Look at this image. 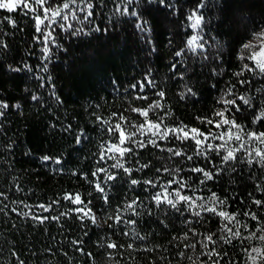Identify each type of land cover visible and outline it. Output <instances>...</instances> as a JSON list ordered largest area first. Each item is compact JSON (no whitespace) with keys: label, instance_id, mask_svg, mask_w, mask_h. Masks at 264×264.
Segmentation results:
<instances>
[{"label":"trees","instance_id":"trees-1","mask_svg":"<svg viewBox=\"0 0 264 264\" xmlns=\"http://www.w3.org/2000/svg\"><path fill=\"white\" fill-rule=\"evenodd\" d=\"M203 2L205 7L198 14L204 18L205 49L185 48L181 57H175V53L185 47L188 38L200 33V29L190 27L188 16L201 0H76L71 11L63 12L67 20H59L47 29L41 25L45 33L52 32L55 43L36 39L40 36L35 32L36 13L25 15L20 9L11 13L0 9V41L7 45L0 47V101L9 105L0 117V264H212L215 260L219 264H254L251 257L257 254L251 250L264 252V241L257 238L264 235L260 231L264 228V208L252 204L253 199L264 201V166L259 158L249 165L246 152H237L235 172L228 169L195 193L207 197L211 189L219 197H227L229 206L224 210L235 213L240 221L239 225L229 223V227L234 231L239 228L244 237L231 244L218 240L207 249L200 242L208 234L216 233L217 238L221 235L222 218L205 213L198 221L190 213H178L166 204L157 207L151 197L163 189L130 183L131 179L157 178L166 182L176 175V168L182 169L179 175L185 180L191 176L189 182H194L198 174L186 170L204 166V161L194 158L190 162L173 157L166 150L181 148L191 154L190 139L181 143L169 134L168 140L157 138L160 147L148 145L141 149L126 144L136 153L125 158V166L134 169L131 177L111 168L115 161L107 156L100 161L101 145L116 142L107 129L117 123L125 135L135 131L133 125L159 122L160 116H164L161 130L164 125L172 128L183 122L189 129L195 127L205 134L209 128L215 131L196 117L213 118L214 110H222L224 106L218 101L229 85H236L234 94L245 95L254 105L246 108L237 100L242 105L241 112L235 113L237 124L245 132L264 131V120L252 123L255 112L264 107V75L258 70L255 74L246 72L240 79L247 78L251 83L243 86L233 75L241 68L237 57L242 44L251 42L254 33L264 30V0ZM88 12L92 16L85 19ZM5 17L16 21V27L7 23ZM141 22L143 29L137 27ZM45 47L49 49L47 53ZM217 56L219 59H214ZM17 68L21 70L16 71ZM148 79L155 82V87L148 85ZM186 88L195 95L181 98ZM159 91L165 93L163 99L156 95ZM32 95L38 96L39 102L33 101ZM138 96L148 99H137ZM155 100L164 107L149 111L147 118L132 111L146 110ZM17 104L19 109L13 107ZM169 110L172 115L165 116ZM68 125L71 128L65 131ZM81 130L87 139L77 143L76 134ZM135 138L147 142L152 137L138 133ZM231 146L238 147V142L233 141ZM257 146L247 145L249 150ZM44 156L53 159L44 161ZM56 159L61 163L56 164ZM212 159L220 163L215 154ZM137 161L149 167L135 171ZM101 167L117 174V179L105 187L108 204L103 203L94 188L97 180H104L103 172L92 176ZM164 167L172 169V174L165 173ZM156 169L161 171L157 173ZM77 193L85 202L91 199L89 207L96 213L97 224L79 220L72 211L78 205L63 198ZM184 194L193 195L187 189ZM134 197L143 201V207H137L141 214L123 213L125 220L136 221L134 225H116L107 220L108 215L115 214ZM50 203L48 212L38 207ZM245 205L257 213V220L242 215ZM25 212L29 214L25 216ZM61 213L67 215L59 221L39 223L32 218L33 214L50 217ZM245 224L247 227H243ZM253 232L256 237L249 238ZM110 242L118 247H106ZM213 248L221 252L220 257L209 258L206 253ZM224 252L227 256H223ZM255 264L261 262L257 260Z\"/></svg>","mask_w":264,"mask_h":264},{"label":"snow or ice","instance_id":"snow-or-ice-1","mask_svg":"<svg viewBox=\"0 0 264 264\" xmlns=\"http://www.w3.org/2000/svg\"><path fill=\"white\" fill-rule=\"evenodd\" d=\"M76 3V0H61V3H56V0H0V9H6L9 13L20 9L22 12L27 15L28 13H36L34 16V25H35V32L39 33L40 36L36 37V39L42 38L45 42H48L52 38V32L48 31L45 33L44 29L52 27L53 24H58L59 20H67L68 16L63 14L64 10H72V5ZM163 3V0H161ZM33 5L37 7L33 8ZM89 7H92L90 4ZM205 7L203 0L199 3L196 8L189 14L188 19L192 21L190 27L193 29H200V33L188 38L186 45L184 48H181L179 51L175 53V57H181L184 54L185 48L195 51L198 47L200 49H205V44L207 41L203 40V29H202V22L203 16L199 15V10ZM83 11V9H81ZM124 11L127 12V7L124 8ZM73 15L75 13L73 12ZM136 15V13H133ZM92 16V12H88L85 19ZM10 25L16 27V21L11 20L7 17L4 18ZM45 21H49V23H45ZM44 25V29L41 28V25ZM60 27H63L60 24ZM137 27L143 29L144 23H138ZM54 31V29H53ZM254 40L255 43L246 42L243 43L238 55V59L241 61V68L240 71L233 73V75L237 78V82L243 86L250 84L251 81L246 79H240L241 76L244 74L252 73L255 74L258 70L259 74L264 75V31L254 33ZM52 43H55V40H51ZM0 47H7V45L3 44V41H0ZM49 49L47 47L44 48V52L47 53ZM201 55L204 58H207L206 52H202ZM48 59V57H45ZM214 59H219V57H214ZM248 61L249 63H245ZM180 63V61H177ZM25 67H28L25 65ZM173 69L176 68V64L172 65ZM16 71H20L21 69L17 68ZM45 72L48 71L47 67L44 69ZM215 73V69H213ZM149 86L155 87V82L151 79L147 80ZM54 87V85H53ZM135 87V85H133ZM144 84L141 83V90H143ZM236 85H229L226 87L223 95L220 97L218 103L222 104L224 107L222 110L217 109L213 112V118L208 117H196V119L203 125L213 126L215 131L212 128H209L207 134L204 132H200L199 129L193 127L190 128L188 125L183 124L180 122L175 127L169 128L167 125H164V130H161V124L164 123V116L158 117L159 122L148 121L147 124L141 123L139 125H133L135 131L128 132L125 135V132L122 130V126L120 123H117L115 126H109L107 131L116 138V142L112 143L111 141L107 142L106 144L101 145V152L99 154L100 161H104L106 156L109 159L115 161L114 164L111 165V168L122 170L126 175L131 177L132 172L134 169L132 167H126L127 160L126 157H130L132 155H136L133 147H126V144L134 145L136 148H146L148 145H152L153 147H160L158 144V140H168L171 137H174L176 140L181 141V143H185L189 139L193 142L191 154H189L188 150L181 149V148H167V152L171 154L173 157H183L184 160L193 161L194 158H199L200 160L204 161V166H194L188 168L186 171L196 175V180L192 181V177L189 176L188 180H185L179 173L182 171L181 168H176L175 176L173 178L168 179L166 182L161 181L160 179H151V180H138V179H131L130 183L133 186L144 184L147 187L152 189H156L159 186L163 189L162 192H155L152 195L151 199L155 203L157 207L161 205H168L171 209H174L176 212H188L197 220L202 216V214H211L217 215L222 218L223 227L221 228V235L217 238L216 233H211L206 235L205 241H201V245L203 248L207 249L209 244L216 245L218 240L226 243L231 244L233 240L239 238L244 239L241 231L237 228L235 231L232 227H229V223H235L237 225L240 224V221L236 219L235 213H230L224 209L228 208V198H221L217 195L216 192H212L211 189H208L210 195L207 197L205 196H196L195 193L200 188V186H204L206 188L207 183L209 181L215 182L216 176L220 175L221 173L231 169L232 172L236 171L235 163L237 162L238 158L236 156L237 152L244 150L247 154V163L251 165L254 161L258 159V162L264 166V131H257V130H249L247 132L244 131V127L240 124H237L235 113L241 112L242 105L246 106V108H253L254 105L252 100L245 95L236 96L234 94V89ZM259 90V89H258ZM55 95V93H53ZM158 97L161 99L164 98L165 93L163 91H159L156 93ZM185 95L194 96L195 93L192 92L191 88H186L184 93H181V98ZM31 99L33 101L39 102V97L36 95H32ZM137 99H144L147 100L146 96H138ZM237 100L242 102L241 104L237 103ZM16 109L20 108V105H14ZM164 105L160 103V100L153 101L152 104L148 105V109L141 110V109H132V111L139 112L145 118L148 117L149 111L155 112L158 109L163 108ZM9 105L0 101V117L4 116V110L8 109ZM235 110V111H233ZM165 116H171V111H167ZM100 120L99 117H97ZM124 120V117H121ZM264 120V107L259 108L252 118V123L256 124L260 121ZM103 124H107L108 121H102ZM71 128V125L65 127V131H68ZM187 129V131H186ZM235 129V130H233ZM189 132L193 135L189 136ZM140 135H148L152 138L148 139L147 142L143 140H137L135 137L137 134ZM182 133V135H181ZM202 137V139H201ZM247 137V139H244ZM82 139H87L86 133L81 130L76 134V142L81 143ZM219 141V143H217ZM235 141L238 142V147H232L231 143ZM250 144H257V147L248 149L247 145ZM219 157L220 163L217 164L213 161L212 155ZM44 161H48L53 159V157L44 156L42 158ZM56 164H60L61 161L59 159L55 160ZM138 167L135 171H141L142 169L148 168L149 164L140 165L139 161H137ZM161 169H156V172L159 173ZM163 171L165 173L172 174L173 170L164 167ZM105 173L104 180L101 182L97 180L94 184L95 191L100 194V199L103 201L104 204L109 203V198L106 193L105 187L107 186L109 181H115L117 179V174L111 172L108 168H97L96 171L92 173L93 177H97L98 173ZM85 179H87V175H85ZM91 183V182H90ZM193 183L196 186H193ZM172 185H176L175 188H172ZM185 189L191 191L193 195H186L184 194ZM173 192L175 195L173 196ZM251 198V194H249ZM65 200L70 201L72 204L78 205L72 211L78 214V219L81 221L90 220L93 224H97V217L96 213L92 211V208L89 207L92 201L88 199L85 202V199H82L81 194L77 193L75 195L67 194L63 197ZM236 199L235 196L232 197ZM197 201H200L197 203ZM243 203V201H241ZM52 203H58V201H53ZM252 204L255 205L257 208H264V201L259 199H253ZM183 205V208L181 207ZM211 205V206H209ZM39 208L43 209L44 212H48L49 209L52 207V204L44 205L41 204L38 206ZM137 207H143V201H141L140 197H134L130 200V202L126 203L122 209H119L113 215H108L107 220L112 221L114 224H128L134 225L136 223L135 220L128 219L125 220L123 213L131 212L136 216H139L141 213L137 211ZM245 211L242 213L243 216L248 217L251 220H257L258 216L257 213L248 209V206L245 205ZM15 211V209H13ZM150 213V209H148ZM29 213L25 212L24 215L27 216ZM67 215L66 213H61L59 216H38L33 214V219H35L39 223H44L45 221L51 219L53 221H59L61 216ZM187 222V221H186ZM109 227H112V224H109ZM243 227H247V225H243ZM134 231V230H133ZM264 232V228L260 230ZM125 235L129 233L125 232ZM256 237V233L253 232L249 238ZM143 239L142 237H139ZM187 237L185 236V239ZM260 241H264V235H259L257 237ZM74 243H81L80 241H74ZM108 248H117V244L115 242H110L106 245ZM129 247L131 248L132 245L130 244ZM186 247L195 248V245H186ZM247 251V250H246ZM255 252L257 255L252 256L251 259L253 260L254 264L257 260L264 264V252H261L258 248H253L251 250ZM209 258L213 255L220 257L221 252L215 250V248L211 249L206 253ZM183 255V253H181ZM223 256H227V253L224 252ZM23 264V262H21ZM212 264H219V260L212 261Z\"/></svg>","mask_w":264,"mask_h":264},{"label":"rangeland","instance_id":"rangeland-1","mask_svg":"<svg viewBox=\"0 0 264 264\" xmlns=\"http://www.w3.org/2000/svg\"><path fill=\"white\" fill-rule=\"evenodd\" d=\"M263 31H264V30H263ZM259 32H261V31H259ZM251 42H252V43H255L256 41H255L254 38H253Z\"/></svg>","mask_w":264,"mask_h":264}]
</instances>
